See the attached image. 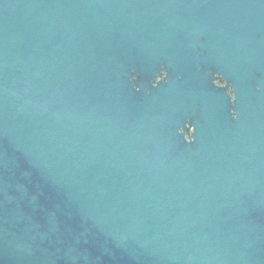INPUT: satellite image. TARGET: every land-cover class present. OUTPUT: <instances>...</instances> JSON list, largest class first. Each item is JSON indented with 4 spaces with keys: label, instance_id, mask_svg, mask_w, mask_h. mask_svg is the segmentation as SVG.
Here are the masks:
<instances>
[{
    "label": "water",
    "instance_id": "obj_1",
    "mask_svg": "<svg viewBox=\"0 0 264 264\" xmlns=\"http://www.w3.org/2000/svg\"><path fill=\"white\" fill-rule=\"evenodd\" d=\"M0 264H264V0H0Z\"/></svg>",
    "mask_w": 264,
    "mask_h": 264
}]
</instances>
